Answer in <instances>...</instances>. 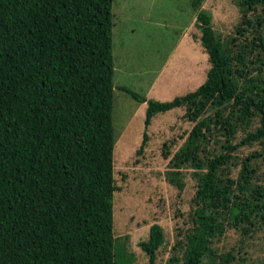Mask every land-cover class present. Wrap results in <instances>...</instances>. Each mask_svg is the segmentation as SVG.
<instances>
[{"label":"trees","instance_id":"obj_1","mask_svg":"<svg viewBox=\"0 0 264 264\" xmlns=\"http://www.w3.org/2000/svg\"><path fill=\"white\" fill-rule=\"evenodd\" d=\"M190 2L211 63L205 81L170 100L119 89L147 102V127L175 108H185L194 124L176 149L164 144L168 181L183 190L187 166L198 180L193 226L184 245L173 247L185 252L165 264L207 257L228 264L213 248L226 225L246 233L264 223V186L256 182L261 154H234L241 145H264V56L238 37L224 39L201 8L204 0ZM113 4L0 0V264H117ZM239 5L237 33L245 35L251 12L261 8L264 22V0ZM240 130L246 135L233 143ZM239 165L235 177L232 166ZM165 241L163 226L153 223L140 242L148 264H158Z\"/></svg>","mask_w":264,"mask_h":264},{"label":"rangeland","instance_id":"obj_2","mask_svg":"<svg viewBox=\"0 0 264 264\" xmlns=\"http://www.w3.org/2000/svg\"><path fill=\"white\" fill-rule=\"evenodd\" d=\"M201 8L213 14L214 27L224 39L238 37L264 56V46L257 38L264 40V22L259 23L257 14L261 8L249 14L252 23L244 25L245 35L237 33L243 16L239 0H204ZM113 12L114 154L119 187L114 197L116 262L148 264L149 255L140 242L148 238L153 223H160L166 241L158 250L157 262L165 264L174 254L182 257L185 252L184 246L173 247L177 241L184 245V234L193 226L198 180L194 168L187 166L183 190L168 181L165 172L169 158L164 144L176 149L194 124L184 117L185 108H176L157 114L147 127L146 101L138 102L119 86L127 85L146 98L170 100L202 84L211 63L201 44V32L195 24L197 12L190 0H114ZM145 132L147 141L139 152ZM245 135L246 131L240 130L233 143H239ZM253 152L261 154L256 161V182L264 186V145H241L234 154L242 160ZM240 168L232 166V175L237 177ZM213 248L228 256V264H264V223L258 220L246 233L227 224ZM222 262L207 257L202 264Z\"/></svg>","mask_w":264,"mask_h":264},{"label":"crops","instance_id":"obj_3","mask_svg":"<svg viewBox=\"0 0 264 264\" xmlns=\"http://www.w3.org/2000/svg\"><path fill=\"white\" fill-rule=\"evenodd\" d=\"M154 98H156L157 99V97L155 96ZM146 104H147V102H145ZM176 109V108H175Z\"/></svg>","mask_w":264,"mask_h":264}]
</instances>
